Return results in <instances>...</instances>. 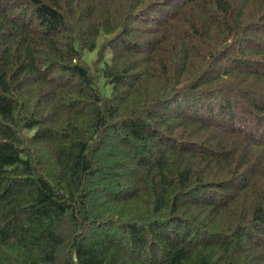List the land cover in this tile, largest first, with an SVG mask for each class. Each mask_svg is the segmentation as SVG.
I'll list each match as a JSON object with an SVG mask.
<instances>
[{
  "label": "trees",
  "instance_id": "1",
  "mask_svg": "<svg viewBox=\"0 0 264 264\" xmlns=\"http://www.w3.org/2000/svg\"><path fill=\"white\" fill-rule=\"evenodd\" d=\"M0 264H264V0H0Z\"/></svg>",
  "mask_w": 264,
  "mask_h": 264
}]
</instances>
